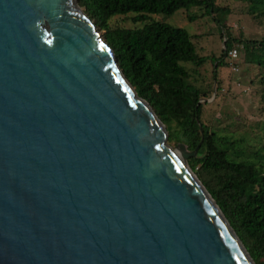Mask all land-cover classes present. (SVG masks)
Returning <instances> with one entry per match:
<instances>
[{"label": "water", "instance_id": "95a60500", "mask_svg": "<svg viewBox=\"0 0 264 264\" xmlns=\"http://www.w3.org/2000/svg\"><path fill=\"white\" fill-rule=\"evenodd\" d=\"M165 140L76 0H0V264H254Z\"/></svg>", "mask_w": 264, "mask_h": 264}, {"label": "trees", "instance_id": "16d2710c", "mask_svg": "<svg viewBox=\"0 0 264 264\" xmlns=\"http://www.w3.org/2000/svg\"><path fill=\"white\" fill-rule=\"evenodd\" d=\"M253 19L264 16V0H242ZM111 50L118 69L137 97L144 100L166 131V141L196 150L185 161L254 264H264V151L256 161L243 160L240 153L226 147L202 121L205 100L211 86L196 84L198 69L211 63L212 81L216 70L226 63L227 52L240 46L242 62L264 69V37L245 39L224 32L227 8L215 0H76ZM202 9L215 21L223 48L220 55L199 56L191 36L184 30L155 21L150 16H169L186 7ZM132 14L137 28H110L113 16ZM193 19V17H189ZM191 65L186 69L181 64ZM264 86V74L260 78Z\"/></svg>", "mask_w": 264, "mask_h": 264}, {"label": "rangeland", "instance_id": "374dc122", "mask_svg": "<svg viewBox=\"0 0 264 264\" xmlns=\"http://www.w3.org/2000/svg\"><path fill=\"white\" fill-rule=\"evenodd\" d=\"M215 4L219 8L229 10L223 17L226 29L224 32L234 37L241 35L245 39L257 40L264 37V16L253 19L246 13L245 2L215 0ZM132 16H113L109 19V27H140L141 24L131 22ZM150 18L184 30L191 36L195 52L199 56L217 58L220 55L223 45L218 27L209 16L202 15V9L189 6L178 9L169 16L152 15ZM99 34L101 36V32ZM236 51L237 57L234 60L226 56L223 59L226 65L217 68L216 84L212 81L211 63L206 62L198 69L196 84L212 87L211 94L203 106L202 121L209 125L216 136L225 140L229 150L233 148L235 152L240 153L239 156L243 160L255 162V153L264 151V86L260 82L264 69L243 63L240 46H237ZM181 65L186 69L192 68L188 64ZM165 143L170 150L176 149L172 142L165 140ZM178 156L180 157V154Z\"/></svg>", "mask_w": 264, "mask_h": 264}, {"label": "bare ground", "instance_id": "6f19581e", "mask_svg": "<svg viewBox=\"0 0 264 264\" xmlns=\"http://www.w3.org/2000/svg\"><path fill=\"white\" fill-rule=\"evenodd\" d=\"M175 151H178V152H175ZM172 153V155L180 162L182 157H181V152L179 150H171L170 151ZM180 154V157L178 156ZM190 175V174H189ZM191 176V175H190ZM192 177V176H191ZM193 179V178H192ZM194 180V179H193ZM207 197V196H206ZM208 198V197H207ZM209 200V199H208ZM210 201V200H209ZM211 203V202H210ZM212 204V203H211ZM213 206V205H212Z\"/></svg>", "mask_w": 264, "mask_h": 264}, {"label": "built area", "instance_id": "2783aa9c", "mask_svg": "<svg viewBox=\"0 0 264 264\" xmlns=\"http://www.w3.org/2000/svg\"><path fill=\"white\" fill-rule=\"evenodd\" d=\"M227 57L231 60H234L237 57V51L236 49H231L227 52Z\"/></svg>", "mask_w": 264, "mask_h": 264}]
</instances>
